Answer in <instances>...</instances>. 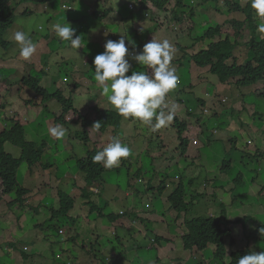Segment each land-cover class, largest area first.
<instances>
[{
    "label": "clouds",
    "instance_id": "1",
    "mask_svg": "<svg viewBox=\"0 0 264 264\" xmlns=\"http://www.w3.org/2000/svg\"><path fill=\"white\" fill-rule=\"evenodd\" d=\"M14 1L18 2V5L23 3L34 4V6L25 8L26 10L23 12V17H29L34 13L35 8L39 6L46 7L45 11L47 16L59 14L60 11L65 12L66 15L63 17L59 16L56 21L49 22L48 32H45L43 27L39 26L37 31L32 32V36H30L29 34L31 33L24 32L21 27V31H16L13 34V41L5 38L6 33L2 37L0 36V52L5 53V49H7L11 44H14L17 56L16 58L9 56L6 58L0 57V73L4 72L3 70L9 69V67H12V69H15L16 67L15 70L17 72L16 80L4 79V77L0 75V125H2L5 130L14 127L20 128L18 131L13 129L7 132L8 134L6 137H8V139L5 140L3 146L2 152L4 157L8 159L9 164L8 166L0 167V179H11L14 177L15 185L14 190L11 193H6L7 195L3 196L2 204L5 199H9L5 213H10V207L17 205L18 210L25 209L39 214L43 204L48 200H52L53 207L51 220L54 221L56 216L59 215H64L68 218V221L71 223L74 230L67 241L72 242V245L74 246L76 242L77 246V240H79L80 242L78 247L83 252L86 263L93 264L94 262L91 261V258H98L102 249H105V243L103 242V245L100 246V242L107 238V232L104 234L106 236L102 237L101 232L103 230L110 229L111 227L112 230L115 224L122 226V229L126 230L133 219V214L124 219L127 216H124L123 213L121 214L122 211H120L119 214L115 211V214L113 215H117L118 219H115L117 221H113L108 217L109 222L113 223V225L107 223L106 226H101L100 231L97 234L98 237L94 239L95 243H88L85 240L86 237L80 239L79 235L84 233L89 234L92 229L90 228L87 232L82 231L87 228V225L92 223V210H96L95 208H97V206L92 203V196L94 195L92 187L94 186L89 187L86 191L84 186H79L76 176L71 174V168H60L58 161H55V159L63 157V151H61L57 145H64L67 154L71 155L74 153V148L71 147V142L77 140V142L83 143L81 141V137L84 135L87 136V144L83 143L87 147V150L84 157L76 161L75 166L76 171L79 173V177L81 176L80 178L84 181L85 172L81 171L78 166V162H82L83 160L88 161L87 151L94 155L91 158L92 163L97 164V166L100 164V167L103 166L105 169H112L118 165V167H121L124 162L123 158H128L131 155V148L127 144L122 143L118 136H113L110 140V134L118 131L117 129L119 128L123 131L125 127H128L126 123H130L131 125L140 124V129H136L135 132L139 130L141 131V123H143L149 126L159 139L162 138L158 135L159 133L157 129L167 126L171 123L174 117H176L175 105L169 107L166 103V97L178 86V74L180 73H176L175 68L171 66L176 52L174 45L167 39L162 41L152 39L159 31H161V28H157L162 23L161 16L157 14L156 11L168 13L174 10L176 13L182 10H179L176 5V1H168L165 3H161L162 1H159V3H156L155 0H137L138 8L155 14L156 17L152 16L149 20H156L152 24L154 25V28L157 29L142 28L139 29L138 34H136L131 26L129 32H123L121 30L122 26H126L124 25L126 22L120 17L114 19L115 9L113 8V0H74L75 5L77 6L75 10H65L64 7L68 5L67 2H64V0H59V3L56 5H50L49 3L37 4L31 2L30 0H23L22 2L21 0H12L11 2ZM183 1L185 9V0ZM212 1H222L220 7L223 10L217 11V13L221 16L236 15L239 18H242V14L231 13V11H234V5L236 4H239V6L243 9L251 10L253 18L249 20L247 18L248 26L254 21L258 22L255 27L259 33V43L264 47V0H199L192 1L191 5L196 7L200 12L202 11L204 13L208 12V5H210ZM11 2L6 6L8 14L9 8L12 6ZM202 2L204 5L199 6ZM245 2L246 6H243ZM85 5H87L89 9L86 12L85 19H81L79 8L84 7ZM159 5H164V7L159 8ZM133 11L136 16L137 10L134 9ZM193 16H195L194 11L191 12V17ZM179 17L181 20L182 16L179 15ZM176 19L179 20L178 17ZM13 20V24L9 27L7 32L13 28L16 18H13ZM166 23L167 28H171V31L169 32H173L177 35L179 25L170 21H166ZM145 24L148 25V23ZM196 26L197 25H195V27ZM195 27L191 29L192 32H194ZM247 28V32H251V30L249 28L248 30ZM50 31H53L52 34L49 33ZM209 32L213 33V31ZM209 32L195 39L190 38L191 35L188 34L186 35L189 36L188 38H182L184 35L180 33L178 38H176V48L180 51L176 53V57L174 59L175 64L181 67V69H185L184 66H181V63H189L193 60L195 61L196 66L201 67L202 71L207 70V67L198 65L197 60H199L198 56L200 53L206 52L203 51L206 48H204L202 44L206 41H203L202 38L208 37ZM46 33L54 36V42L50 43V36L48 37V34ZM221 33L225 34L223 32ZM219 35L220 33L216 36ZM96 36L98 37L97 47L91 48L93 39ZM219 38L221 40L222 38H229V36L227 35ZM187 39L190 41L188 42ZM147 41L149 42L147 43ZM126 42H128L131 47L132 60L126 59V56L129 53V48L126 45ZM15 43L18 45L17 48ZM52 45L58 46L56 49L58 52L57 56L61 55V49L63 50L65 48H69L77 51L78 48H81L83 55L89 59V63L85 64V66L89 67V72L91 74V78H89L90 82H88L87 78L83 77V72L75 69V67L72 71V75L70 73L63 75L61 70L63 69V66L67 65L69 62V56H67L66 53L65 57H61L60 62L62 67L59 74L62 78L60 81L55 80V75H51L50 73L53 63L50 59H46L55 54V51L50 49ZM17 52H19V54H17ZM90 53H92L91 56L88 55ZM31 66H33V71H29ZM185 70L189 75L188 70ZM33 74H41L42 77L35 79L37 77H33ZM200 76L202 79H207V83L211 82L215 85V97L217 96V99H219L220 96L221 98L223 97V99H221L219 109L216 110L213 108L218 104V100H215L216 98L213 99L208 93H204L202 102L203 107L200 109L206 108L207 111L203 114V119L223 117L222 114L225 115L229 107L227 109H223L224 107L222 105L231 102L226 96V93L231 92L232 87H235L242 79L236 78L230 83L222 85L221 82H219V79L213 76L211 72L207 74V76L200 73ZM17 79L21 81L18 83ZM189 79L191 81L193 92L191 94L187 93L186 89H188V87L182 86L185 89H180V92L176 95L177 98L179 96L186 97V95L195 96L196 93H200L198 86L201 85V83L199 81L192 80L190 75ZM37 80H40V87L44 91L43 96H40L34 89V85ZM183 80L184 79L182 78V83ZM234 81H237V83L234 84ZM86 84L93 86L96 89V93L100 95V97L97 98L94 96L96 93H94L93 99L87 103L92 111L90 116L82 115L83 109L79 110L75 107V98L80 94L82 87ZM257 86L258 85L254 86L253 90L257 89L258 91L263 88L262 84H259V86L262 87ZM52 88L55 89L54 93H50ZM255 93H253V95ZM14 95H18L17 97H19V99L17 101L15 100ZM242 97H247V95L241 92V95L234 102H232L233 107L236 106L238 109V103L242 102L240 101ZM55 103H57L60 109L57 113L52 110V106ZM177 104L179 106L186 107V103H184V101H179ZM20 109L25 111L26 114L22 113ZM41 109L45 112V114L41 117V119H38L41 112L33 113L32 111L35 110L38 112ZM49 109L55 117L52 116ZM101 114H105L107 118H103ZM257 114L260 113L248 112L247 114V121L250 129L259 130L261 126L264 125L253 123V119ZM13 115H15L16 118H13ZM35 115H37V120H42L46 130V134L44 135L46 141H42L41 143L26 140V126L27 124L33 122ZM117 116L121 119V121H119L120 124H118L117 119H115ZM234 118L235 117L229 116L225 122L220 124V128L214 130L211 135L213 137L219 136L228 140L229 143H233L234 140L227 135L230 133V128L233 124ZM108 119L110 122H108ZM176 119H179L178 122L182 123V120L179 117ZM6 122L11 124L10 128L5 126ZM138 135L140 136V132ZM180 136L173 142L171 141L173 140L172 138L167 139L176 146V151L174 153L177 154V157H175V155L173 157L175 162H177L176 159H180L181 155L187 152L189 148L196 152L197 140H187V138H181ZM139 139L141 140L143 138L140 136ZM208 142L209 138L207 139V143ZM8 145L19 149L18 157H15L12 152L7 150ZM147 146L148 149L144 153L143 157H147L151 161L157 159L158 157L154 158L149 153L151 145L147 144ZM162 150L163 155L169 153L165 144H160V151ZM47 158H50L51 161H47ZM158 159L162 160V158ZM135 163L136 160L131 157V161H128L127 166L136 165ZM224 163L226 162L224 161ZM23 165L30 167L27 172L31 171L32 173H35L40 180L41 186H39L34 193L27 190L23 183V185L19 184L16 179L17 172ZM143 165L144 160L138 165V168ZM189 168L190 167H187L185 171L189 170ZM180 171L181 169L179 168L177 162L176 171L173 174L175 176L174 180L171 179V176L165 175L163 179L166 178V180H160L158 185H156L153 189L150 188V192L154 191L158 198L160 197V193L163 195L166 191H174L179 188L180 179L176 175H179ZM183 176L184 175H182L181 180L184 185ZM126 177L128 179L127 174L124 175L123 180H125ZM209 177L210 176L208 175L207 179ZM194 179L195 178H191V181ZM164 182L165 184L163 185ZM98 183L96 185H98ZM148 187H150L149 182ZM162 187H165L166 189L161 190ZM3 188V181L0 180L1 193H3ZM66 189H68V191ZM185 190L187 189L185 188ZM98 197V204L101 205V208H104L106 205L103 206L102 200H100V195ZM107 204V207L112 209L115 207L113 202H109ZM161 205L165 209L171 207L167 204ZM88 206L91 207V211L90 214L84 216L85 225L83 224L81 217L85 208ZM103 212H105V210ZM171 215L172 214H170V216ZM21 219L22 217H20L18 221ZM78 219L81 220L79 223H77ZM133 223H135L134 219ZM172 224L173 223L169 224L167 221L162 223V225L166 228ZM80 225L82 229L77 231L76 229L80 228ZM20 230H22L21 227L18 228V231ZM111 230H109V232ZM131 230H135L134 226ZM58 233L59 235H65L66 231L64 227H59ZM121 235V233H118L117 236L113 237L114 240L110 238L112 242L111 240L107 242V246L109 248L105 249L104 259H101L96 264H118L119 257L117 255H121V252L111 251V246L114 248L115 242L118 243V247L120 246L117 237H120L123 242ZM153 242L155 241L153 240ZM153 242H151V245L156 246ZM211 245H213V243H211ZM16 246V241L10 243L9 251L12 250L14 252V247ZM97 247H100L99 250H96ZM215 247L218 249L217 246ZM24 249H31V246H23L22 250ZM193 249L196 248L194 247ZM148 250H150V252H154L155 255V251L151 249ZM114 253H117V255H114ZM64 254L68 255L69 249H65ZM215 254L216 252L213 254L214 259ZM25 256H27L26 264H29V261L31 260H33L34 264L35 260L31 254ZM136 257L134 264L137 263ZM20 259H24L22 254H20ZM177 262L181 261L176 257L175 263ZM16 264L19 263L16 262ZM64 264L77 263L72 258L71 254L68 262ZM237 264H264V252H249L248 254L240 257L237 260Z\"/></svg>",
    "mask_w": 264,
    "mask_h": 264
},
{
    "label": "rangeland",
    "instance_id": "2",
    "mask_svg": "<svg viewBox=\"0 0 264 264\" xmlns=\"http://www.w3.org/2000/svg\"><path fill=\"white\" fill-rule=\"evenodd\" d=\"M192 1L199 0H185V9L176 13L174 10L168 13L156 11L157 14L161 16L162 23L159 27H157L161 28V31H159L152 39L157 41L167 39L170 42H174V46L176 48V38H178L180 33L184 35L182 38H188L189 36H186L188 34L191 35L190 38L195 39L208 33L210 29H215L219 26H224L228 22L235 21V23H237L234 24V26L237 27L235 31H232L230 34L227 33L219 35L222 37L228 35L230 36L228 39L222 38L220 40L219 37L212 35L211 37L213 42L211 44H216L221 41H236L239 46L235 52V57L238 58L247 52L248 49L244 45L249 40L246 33V28L248 26L247 18L243 20L236 15H219L217 11L223 10L220 7L222 1H212L210 5H208V12L204 13L192 6ZM64 2H67L68 5L64 7L65 10H75L77 8L74 0H64ZM137 3V0H121L118 2L114 1V19L120 17L126 22L124 24L126 26H122L121 30L123 32H129L131 26L133 31L138 34L139 29L142 28L157 29L154 28V25L152 24L156 20H149L152 16H155V14L151 13L150 11H143L142 9L138 8ZM11 4L12 6L9 8V14L7 15L11 16V18H16V20L13 28L6 33L5 38L8 40L11 39L12 41L13 34L16 31H21V27L24 32H30V36H32V32L37 31L39 26H42L45 32H48L49 22L56 21L59 16L63 17L66 15L65 12L60 11L59 14L47 16L45 11L46 7L39 6L35 8L34 13L29 17H23V12L26 10L25 8L34 6V4L23 3L18 5V2L15 1L11 2ZM245 4L246 2L243 4V6H246ZM203 5V2L199 4V6ZM131 8L133 10H137L136 16L135 12ZM88 9L89 7L87 5L79 8L81 19H85ZM192 11L195 12V16L193 17H191ZM179 15L182 16L181 20ZM177 17L179 20L176 19ZM166 21H170L179 25L177 35H175L173 32H169L171 31V28H167ZM145 23H148V25ZM195 25L197 26L195 27ZM194 27L195 30L192 32L191 29ZM52 32L53 31H50L49 33L52 34ZM234 32L239 33L234 34ZM49 36L50 43L54 42V36L48 34V37ZM187 41L189 42L190 40L187 39ZM97 42L98 37L96 36L93 39L91 48L97 47ZM148 42L149 41H147V43ZM202 44L206 49L211 46L209 41H206ZM15 46L16 48L18 47L16 43ZM51 47H54L55 49L58 48V46L54 45ZM62 51L65 52L67 56H69V62L67 65H64L63 69L61 70L63 75L66 73H70L72 75V71L75 67V69L81 70L83 72V77L87 78L88 82H90L89 78H91V74L89 72V67L85 66V64L89 63V59L83 55L82 49L78 48L76 51L75 49L65 48ZM17 54H19V52H17ZM88 55L91 56L92 53ZM8 56L14 58L17 57L14 44H11L7 49H5V53L0 52L1 58H6ZM46 59L51 60V58ZM238 61V64H241V57L238 58ZM228 62L232 61L230 60ZM181 66H184L185 69L188 70L192 80L199 81L201 83V85L198 86L200 93H196L195 96L186 95V97L179 96L177 98L173 90L171 92L172 100L167 102L169 107L175 105V116L182 120V123L185 125L186 129L180 136L178 129L175 127L174 120H172L171 123L164 128V131L163 127L158 129V135L162 137L159 139L158 136H156L151 130V128L143 123H141V131L139 130L137 132H135V130L140 129V124L131 125L130 123H126L128 127H125L123 130L125 138L132 140V144H136V146L140 148L139 151H136V153L132 154V158L139 159L138 154H144L148 149L147 144L151 145L149 148V153L154 158H162V167L170 168L173 172L176 171L178 162V166L181 169L178 177L182 179V175H184V186L187 189L186 201L189 199L191 202L192 199H195L194 205L196 206L195 209L196 212H198V215H207V217L216 216L226 228L229 226V224L221 218L228 219L229 222H232L237 226V229L240 228L241 232L244 231L243 226L246 224H249V226L244 231L243 237H237L236 235H233L232 239L235 241L234 247L232 246L231 239H226L227 242L225 243L224 254L221 252V250L211 245L210 242L207 243L206 249L203 251H198L196 249L188 250L185 246L184 237L187 235V230L184 226L182 227L184 231L177 233L176 224H173L167 228L162 225V223H165L166 221L170 224V221H172L170 219V214L172 213L167 212L161 204H163L165 201H169L168 198H170V195L174 194L177 189L174 191H166L163 193L162 198H157L154 191L149 194L147 193L148 191L150 192V187L149 189L145 187L146 185L148 186L149 180H153V183L158 185L165 174L153 172L152 174H145L138 180L137 175H135L137 174L136 168L138 167L136 165L126 166L121 176H124L125 174L128 175V181L131 187L128 188L126 181L127 177L125 180L115 183L117 182V177L120 174L114 170L120 168L118 167L119 165L117 166L118 168L114 167L112 169H105L102 166V169L98 171L99 179L103 182V184L106 183V185H109V189L115 186L112 192V199L110 201L114 203L115 207L113 209L107 207L105 212L100 211L101 205L98 204V196L100 195L99 193L101 192V189H98L97 186L92 187V191H94L92 203L97 206L98 209L92 210V223L87 225L86 229L82 230L87 232V230L92 228L90 233L79 235V238L83 239V237H86L85 240L88 243H95L94 239L98 237L97 234L100 231L101 226H106L107 223L113 225V223L109 222L108 217L115 214V211H117L118 214L120 211H122L121 214L123 213L124 216H127L124 219L128 218L134 212H137L138 218L135 219V223H133L132 219L129 227L126 230H123L122 226L115 224L112 230L111 227L110 229H106L101 232V237L106 236L104 234L107 232V238L100 242V246L103 245V242L105 243V249L109 248L107 246V242L111 240L110 238L117 236L118 233L122 234L121 237L123 238V242L119 243V247L118 243L115 242L114 248L111 246V251H118L121 252L122 255H125L127 257L126 264H134L136 255V264H231L233 256L239 252H243L244 250L248 249L249 252L256 253L264 252V248H261L260 251H257L255 247L257 243L255 241L251 243V236L254 235L259 224L264 223V125L261 126L259 130H253L250 129L249 123L247 121L248 112H259L260 114L264 115V100L258 99L255 95H253V93L257 91V89H254L253 91H248L245 93L247 97H242L240 101L244 100L246 104L239 102L237 109L236 106L233 107L232 102H234L241 95L242 90L232 87V91L226 94V96L231 101V106L228 108L226 114H222L223 117L203 119V114L207 111L206 108L200 109L203 107L202 102L204 93H208L210 96L215 94V85L211 82L207 83V79H202L200 73L207 76V74L211 72V67L207 66V70L202 71L201 67L196 66L195 61L193 60H191L189 63H181ZM15 69L9 67V69L3 70L4 72H1L0 75H2L4 79L16 80L17 72ZM29 71H33V66L30 67ZM33 77H35L34 74ZM178 77V86H184L181 81L182 76L178 74ZM61 78L62 77L60 74L55 75V80L60 81ZM17 80L18 83L21 81L19 79ZM236 83L237 81H234V84ZM181 89L184 90L185 88L181 87ZM54 92L55 89L52 88L50 93ZM94 93H96V89L93 86L86 84L82 87L80 94L75 98V107L79 110L83 109L82 115L90 116L92 114L90 106L87 103L88 101H91L94 96L97 98L100 97L98 93L95 95ZM17 96L18 95H14L16 101L19 99ZM215 98V100H218V104L214 106L213 109L218 110L223 97L221 98L220 96L219 99H217L218 97L216 96ZM179 101H184V103H186V107L179 106L177 104ZM52 110L55 113L59 112L60 109L57 103L52 106ZM20 111L26 114V112L22 109H20ZM32 112H41V115L38 119H41V117L45 114L42 109L38 112L35 110ZM49 112L52 114L50 109ZM52 116L55 117L53 114ZM229 116L235 117L230 128V133L227 135L234 140L233 143H229L228 140H225L219 136L213 137L211 135L214 130L220 128V124L225 122ZM13 118H16L15 115H13ZM5 126L10 128L11 124L6 122ZM25 131L27 141H34L37 143L46 141L44 138L46 130L42 120H37V115H35L33 122L27 124ZM139 132L140 136L143 138L141 140L135 139L137 136L140 137L138 135ZM111 136L112 134H110V140ZM179 136L181 138H187V140L196 139L197 146L196 152L189 148V150L183 153L180 159L177 158V162H175L173 157L174 155L177 157V154L174 153L176 151V146L167 139L172 138L173 140L171 141L173 142ZM208 138L209 142L207 143ZM121 142L125 143L123 141ZM160 144L166 145L169 151L168 154L163 155V150L160 151ZM57 146L61 151H63V157L55 159V161H58L61 169L71 168V174L76 176L79 186H85L84 181L80 178L81 176L79 177V173L76 171L75 166L76 161L84 157L87 147L83 143L77 142V140L72 141L71 147L74 148V153L71 154V157V155L67 154L64 145ZM7 150L12 152L15 157H18L19 149L8 145ZM123 159L126 161H131V157ZM139 160H144V165H147V169L151 168L152 161L150 159L143 157V159ZM47 161H51V159L47 158ZM224 161L226 162V165H223ZM131 167L132 169H130ZM187 167L190 168L189 170L185 171ZM228 167L229 171L227 170ZM29 169L30 167L23 165L18 170L16 179L19 184L23 183L27 190L34 193L35 190L41 186V183L35 173H32L31 171L27 172ZM156 170L159 172L158 167ZM208 175L210 177L207 179ZM174 178L175 176L172 175L171 179L174 180ZM191 178L197 179L196 183H192L194 185H190ZM251 179H254L255 183L260 186V189L258 187H246ZM237 180H242V185L240 187L236 186L235 184ZM98 182L99 181L95 179L93 184L96 185ZM235 187H237L236 190H234ZM66 190L68 191V189ZM137 193L142 194V196L140 207L135 209L133 201L135 200L134 195ZM105 198H107V195L103 194V196L100 197V200ZM8 200L9 199H5L3 204L0 206V224L7 225L4 229V234L0 235V249H6V247L13 241L17 242V246L14 252L12 250L7 251V254L9 255L8 257L3 258L0 256V264H16V262L19 264H26V262L20 259V251L23 246L29 245L31 246V249H24L22 252L25 255L31 254L35 260L34 264H64L68 262L71 254L72 258L77 264H88L86 263L83 252L78 247L80 241L77 240V246L76 242L74 246L72 245V242L67 241L74 230L71 226V223L68 221V218L64 215H59L56 216L54 221L51 220L53 207L52 200H48L43 204L39 214L25 209L18 210V206L14 205L10 207V213L3 215V213L7 210ZM90 211L91 207L88 206L85 208L84 213H82L81 218L83 220V224L85 225L86 223L84 216L90 214ZM20 217H22V219L18 221ZM194 217H197V214L194 215ZM246 217H249V219L242 223L243 225L239 224V222ZM141 218L145 220L142 222ZM79 219L77 223L81 221ZM133 226L135 229L134 231L131 230ZM19 227H21L22 230L18 231ZM59 227H64L66 231L65 235H59ZM81 229L82 228L80 225V228L76 230L79 231ZM109 230L111 231L109 232ZM2 236L4 237V240H2ZM260 238H263L262 241H264V236ZM153 240L155 242H153ZM150 241L156 246L151 245ZM99 248L100 247H97L96 250H99ZM65 249H69L68 255L64 254ZM105 249H102L98 258H91V261L94 262L93 264H96L101 259H104ZM148 249L155 251V255L154 252H150ZM215 252L221 255L219 259H214L213 254ZM176 257L181 262L175 263ZM29 264H33V260L29 261Z\"/></svg>",
    "mask_w": 264,
    "mask_h": 264
},
{
    "label": "trees",
    "instance_id": "3",
    "mask_svg": "<svg viewBox=\"0 0 264 264\" xmlns=\"http://www.w3.org/2000/svg\"><path fill=\"white\" fill-rule=\"evenodd\" d=\"M12 0H0V36H4L5 33H7V30L9 29V27L13 24V18H11V16L7 15L8 11L6 9V6L8 5V3H10ZM23 0H21L22 2ZM33 3H42V4H50V5H56L59 3V0H30ZM115 2H118V0H113ZM159 1H162L161 3H165L168 1H176V5L178 6L179 10H183L184 9V1L183 0H155L156 3H159ZM160 3V4H161ZM164 5H159V8H163ZM251 9V8H250ZM231 13H239L242 14V19L244 20L245 17L249 19L253 18L252 14H251V10L249 9H243L239 6V4L234 5V11H231ZM245 17H244V16ZM252 22V20H251ZM235 21H231L226 23L224 26H219L216 29H210V31L208 34V37H203L202 40L203 41H209V44H211L213 42L212 39V35L216 36L217 34H222L221 32L225 33V34H230L232 31H235V29L237 27L234 26ZM258 22L254 21L252 23L249 24L248 28L251 30V32H246L247 36H248V42L245 45V47L248 49L247 52L245 54H242L241 56V64H238V58L235 57V52L237 51V47L239 46V44L234 41V42H230V41H221L219 43L216 44H211L210 47H208V49H204L203 51L206 52H202L199 54L198 56V65H201L202 67H207V66H212V71L211 74L215 77H217L219 79V82H221L222 85H226L227 83H230L232 80L236 79V78H241L242 80H240L237 85L235 86L237 89H241L243 93H247L248 91H253V87L259 84L263 85V88L261 90H258L254 95L259 98V99H263L264 100V47L262 45H260L259 41V33L257 31V28L255 26H257ZM234 26V27H232ZM247 28V29H248ZM242 29V28H241ZM248 29V30H249ZM239 32H234V34H238ZM217 37H222V36H217ZM230 37V36H229ZM228 39V38H227ZM173 45L175 44L174 42H171ZM126 45L129 48V53L126 56V59H130L131 58V47L129 46L128 42H126ZM175 47V46H174ZM50 49L55 51V54H53L52 56H50L51 58V62L53 63V67L50 70L51 75H57L59 74V71L61 70L62 64L61 62V57H65V52L62 51L61 49V55L57 56V50L54 47H50ZM176 52H175V56L174 59L176 57V53L180 50H178L177 48ZM173 59L172 61V67L175 68L176 73H180L182 75L183 80V84L184 86H187L188 89H186V92L191 94L193 92V88L191 85V81L189 79V75L187 73V71L185 69H181V67H179L177 64H175V60ZM232 61V62H228V61ZM37 78L35 79H39L38 77H42L41 74H34ZM38 75V76H37ZM211 81V80H210ZM210 83V82H209ZM182 86H177L176 89H174L175 94L177 95L180 92ZM34 89L36 90V92L40 95L43 96L44 95V91L42 90V88L40 87V80H37V82L34 85ZM229 93V92H227ZM226 93V94H227ZM223 94V93H222ZM172 93L170 92L167 97H166V103L169 100H172ZM213 99L215 98V94H213L211 96ZM243 104H246L244 102V100L242 101ZM224 108L223 109H227L228 107H230V103H226L225 105H222ZM69 107V106H68ZM103 118H107V116L105 114H101ZM252 115V114H251ZM177 117H174V124L176 125V127L178 128V131L180 133V135L183 133V131L186 129V127L184 126V124H182L181 122H178L179 119H176ZM118 121V124H120L119 121H121V119L115 118ZM108 122H110V120L108 119ZM253 123L255 124H264V115L262 114H257L255 116V118L253 119ZM120 126V125H118ZM166 126L163 127V131L164 128ZM15 129V131L20 130V128L18 127H14L11 129H4V127L2 125H0V167L1 166H8V159L4 157L3 154V146L5 143V140L8 139V137H6V135L8 134L7 132L11 131ZM118 131H115L111 137L113 136H119L121 141L125 142L130 148H131V155L129 157H132V154L136 153V151H139L140 148L138 146H136V144H132V140L126 139L124 137L123 131L119 128L117 129ZM158 130V129H157ZM5 136V137H4ZM135 139H139V137H135ZM140 140V139H139ZM81 141L84 144H87L88 139L87 136L84 135L81 137ZM143 155L139 153L138 157L139 159H143ZM94 155H92V153L87 151V157H88V161L83 160L82 162H78V166L80 167L81 171L85 172V190L87 191L89 187L92 186H97L98 189H101L100 192V197L103 196V194L107 195V198L102 200V204L103 206H105L104 208H101L100 211H104L107 208V203H109L112 199V192L114 187H112L111 189H109V185L103 184V182L99 179V174L98 171H100L102 168L100 167V164H94L92 163V157ZM136 160V166L138 167V165L142 162L137 158H133ZM161 163L162 160L160 159H154L151 163V168L147 169V165H143L140 166L138 168L137 171V179L139 180L140 177L144 176L145 174H152L154 173H159V174H165V175H169L172 177V175L175 173V171L172 172V170L170 168L167 167H163V169H161L159 172H157L156 168L158 167L161 168ZM128 165V161L124 160L123 165L118 168L117 170H114L115 172H118L120 175H118L117 179L118 181H122L124 179V176L122 175V172L124 171L125 167ZM223 165H226V163H223ZM132 169V167H131ZM137 169V168H136ZM229 169V167L227 168V170ZM229 171V170H228ZM225 171V172H228ZM179 176V175H176ZM179 178V177H178ZM98 180L99 183L98 185H94L93 181L94 180ZM180 179V178H179ZM0 180L3 181V193L0 192V206L2 204L3 201V196L7 195L6 193H11L14 190V185H15V181H14V177L11 179H3L1 178ZM197 179H194L193 181H191L190 185H194L192 183H196ZM242 181V180H241ZM241 181H236L235 184L236 186H241L242 182ZM107 182V181H104ZM150 183V188L153 189L155 187L156 184L153 183V180H149L148 181ZM234 183V182H233ZM165 184V182L163 183V185ZM146 188L149 189V187L146 185ZM247 188L252 187V188H256L258 187L260 189V186L257 185L254 181V179H251L250 182H248ZM107 188V190H106ZM165 187H162L161 190H165ZM237 187H235L234 190H236ZM264 189V188H263ZM233 192V191H232ZM5 193V194H4ZM148 194L151 192H147ZM141 196L142 194L137 193L136 195H134V201H133V205L135 206V209L140 207L141 204ZM162 198V193H160V197ZM187 198V190H185V187L182 183V180L180 179L179 182V188H177L176 192L172 195H170V198H168L169 201H165L163 202V204H167L170 205L171 207L166 208V211L169 213H172L170 219L172 221H170V223L176 224L177 228L176 231L177 233H179L180 231H184L183 230V226L186 228L187 230V235L184 237L185 239V246L188 250H192L194 247L199 250V251H203L204 249H206L207 243H213V245L217 246L219 250H221V252L224 254V250H225V243L227 242L226 239L230 238L231 242H232V246L234 247L235 245V241L234 239H232L233 235H236L237 237H243L244 236V231L246 230V228L249 226V224H246L244 226V231L241 232L240 229H237V226L235 224H233L232 222H229L228 219H223L226 223L229 224V226L226 228L222 222L220 221V219H218L216 216H212V217H207V215H198V212H196V206L194 205V200L192 199L191 202L188 199V201H186ZM203 198V197H200ZM257 199V198H256ZM156 201V200H155ZM171 203V204H170ZM112 206V205H110ZM129 207V206H128ZM96 210L98 208H95ZM8 214V213H3V215ZM197 214V217H194V215ZM138 218V213L134 212L133 213V219H137ZM109 219H112L113 221L115 219H118L117 215H111L109 216ZM247 219H249V217L244 218L243 220H241L239 222V224L244 223L245 221H247ZM143 220L145 219H142ZM117 221V220H115ZM172 224V225H173ZM243 225V224H242ZM7 225L6 224H0V235L4 234V229ZM171 226V225H169ZM168 226V227H169ZM264 236V223L259 224V226L256 229V232L254 233V235L251 236V243H253L254 241L257 243V245H255L257 251H260L261 248H264V241L263 238H260ZM4 237L2 236V239ZM113 239V238H112ZM114 240V239H113ZM117 240L119 243L122 242L120 237H117ZM10 249V245L7 246V250L6 249H0V256L5 258L8 257L9 255L7 254V251ZM14 249H16V247H14ZM245 251V252H244ZM243 252H239L237 254H235L233 256V262L232 264H237V260L242 257L243 255H246L249 253V250H244ZM20 253L23 256V261L27 262V256H25V254L22 252V249L20 251ZM216 259H219L221 257V255L219 253H216L215 255ZM127 263V257L124 255H119V260H118V264H125ZM100 264V263H98Z\"/></svg>",
    "mask_w": 264,
    "mask_h": 264
},
{
    "label": "crops",
    "instance_id": "4",
    "mask_svg": "<svg viewBox=\"0 0 264 264\" xmlns=\"http://www.w3.org/2000/svg\"><path fill=\"white\" fill-rule=\"evenodd\" d=\"M161 169H163V167L159 168V171H160ZM164 180H166V178L163 179L162 181H164ZM126 181H127V186H128V188H131L130 185H129V181H128V179H127ZM162 181H161V182H162ZM118 182H120V181H118V179H117V182H115V183H118ZM114 255H117V253H114ZM117 256L119 257V255H117ZM125 264H126V263H125Z\"/></svg>",
    "mask_w": 264,
    "mask_h": 264
}]
</instances>
